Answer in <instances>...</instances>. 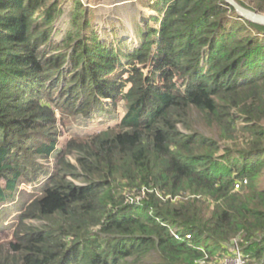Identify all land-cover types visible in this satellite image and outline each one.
Wrapping results in <instances>:
<instances>
[{
	"label": "trees",
	"instance_id": "trees-1",
	"mask_svg": "<svg viewBox=\"0 0 264 264\" xmlns=\"http://www.w3.org/2000/svg\"><path fill=\"white\" fill-rule=\"evenodd\" d=\"M60 1L0 0V205L21 177L38 178L34 156L57 159L11 234L0 231V264H195L236 236L247 264L264 263V25L225 0H153L157 25L124 52L83 36L75 0L54 46ZM236 1L264 13V0ZM107 99L126 106L116 130L58 151L55 109L90 116ZM195 118L233 140L222 148Z\"/></svg>",
	"mask_w": 264,
	"mask_h": 264
},
{
	"label": "rangeland",
	"instance_id": "rangeland-1",
	"mask_svg": "<svg viewBox=\"0 0 264 264\" xmlns=\"http://www.w3.org/2000/svg\"><path fill=\"white\" fill-rule=\"evenodd\" d=\"M80 1L83 6H80L78 10L83 13V20H86L89 24V27L83 29V36H89L90 32L93 31L101 43L112 47L120 45V49L124 52L133 50L141 44L147 23H150L152 26L157 25L153 17L158 16L159 13L149 6V3H152L153 0ZM74 2L75 0L60 1V12L53 25L54 31L52 32L50 42L54 46H61L65 33L71 31L73 28L72 18L73 14L77 11V6H74ZM147 69L144 68V71ZM56 95L57 93H54L52 98H55ZM104 104V110L94 112L90 116H84L82 113L70 116L62 110L58 111V109H55L56 123L54 129L57 134V150L61 152L69 139L86 141L97 132L106 128L116 130L119 119L126 112L125 103L123 99H117L114 103L111 99H107L104 101ZM193 123L197 131L218 139L222 148L224 145L230 144L233 140L228 139L229 135L223 137L222 131L217 129L216 125L211 122L208 123L202 118L193 119ZM241 125L242 122L239 121L237 130L233 133V136H235L234 143L243 145L248 137L240 128ZM221 153L222 151H218L216 154ZM33 158L37 163L42 165L41 172L34 181L26 177H21L12 197L0 205V231L11 234L19 212L30 200L40 195L46 187L49 176L57 169V159L53 155L48 158H42L37 155ZM68 158L74 161L73 155H68ZM77 183L81 184L79 180H77ZM246 184L247 182L242 185ZM256 186L264 190V169L256 180ZM33 223L36 224L37 222L33 221ZM209 257L214 258L211 255ZM253 264L264 263L254 261Z\"/></svg>",
	"mask_w": 264,
	"mask_h": 264
},
{
	"label": "built area",
	"instance_id": "built-area-1",
	"mask_svg": "<svg viewBox=\"0 0 264 264\" xmlns=\"http://www.w3.org/2000/svg\"><path fill=\"white\" fill-rule=\"evenodd\" d=\"M243 183H246V181L244 180L242 183L237 182L235 189L238 190ZM126 202H131V200L129 201L126 198ZM168 234L176 241L189 240L191 238L183 226H169ZM241 241V236L234 237L229 243L223 244L226 253L222 256H214V258H210L204 249L199 247L205 255L196 261L195 264H247V257L241 246Z\"/></svg>",
	"mask_w": 264,
	"mask_h": 264
},
{
	"label": "water",
	"instance_id": "water-1",
	"mask_svg": "<svg viewBox=\"0 0 264 264\" xmlns=\"http://www.w3.org/2000/svg\"><path fill=\"white\" fill-rule=\"evenodd\" d=\"M230 6H232L235 12L246 20L264 25V13L256 10H250L239 4L236 0H225Z\"/></svg>",
	"mask_w": 264,
	"mask_h": 264
}]
</instances>
